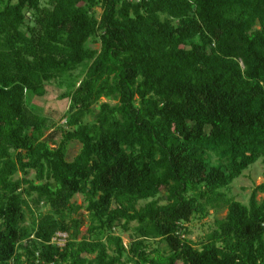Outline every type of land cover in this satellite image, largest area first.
Returning <instances> with one entry per match:
<instances>
[{
	"label": "trees",
	"instance_id": "1",
	"mask_svg": "<svg viewBox=\"0 0 264 264\" xmlns=\"http://www.w3.org/2000/svg\"><path fill=\"white\" fill-rule=\"evenodd\" d=\"M79 67L45 136L26 96ZM258 159L264 0H0V264H264V177L229 194Z\"/></svg>",
	"mask_w": 264,
	"mask_h": 264
},
{
	"label": "rangeland",
	"instance_id": "2",
	"mask_svg": "<svg viewBox=\"0 0 264 264\" xmlns=\"http://www.w3.org/2000/svg\"><path fill=\"white\" fill-rule=\"evenodd\" d=\"M89 46L93 48H98L97 42H90ZM84 74V70L82 67H79L71 75L63 76L57 80L50 81L46 84V93L43 97H37L32 94H27L26 101L27 106L31 108V110L43 117L46 120L45 124V136L49 134H54L53 137L56 140L61 138V129H66V124H64V120L67 118V111L69 102L66 98L61 95L68 90V83L77 84L78 81L82 78ZM101 101H108L106 99H101ZM113 103L112 101H110ZM85 121H90L91 117L87 116ZM80 148L78 142H71L67 148V159L71 160L73 156H75ZM21 176V175H17ZM16 176V177H17ZM32 177V171L28 174V178ZM264 177V163L261 159H258L254 164L250 165L241 176L234 179L230 185L229 194L233 196L236 200L241 203H247L251 190L254 186L259 185L263 181ZM74 201L77 204L82 203V198L79 195L74 197ZM143 204V202H140ZM32 206V204H31ZM33 208V206H32ZM226 211H210L208 217L201 221H193L190 225H188L187 238H189L193 242H197L203 239L209 232L210 228L213 225V220L215 218H222L225 215ZM80 217L83 219L84 225L87 223L86 217L87 214L85 211L80 212ZM84 227V226H83ZM82 227V228H83ZM115 234H120L122 237V241L124 245H128L130 238L129 232L123 233L119 230L114 231ZM148 245L151 248L159 247L162 249L164 247L163 244H158L156 240L148 239Z\"/></svg>",
	"mask_w": 264,
	"mask_h": 264
},
{
	"label": "built area",
	"instance_id": "3",
	"mask_svg": "<svg viewBox=\"0 0 264 264\" xmlns=\"http://www.w3.org/2000/svg\"><path fill=\"white\" fill-rule=\"evenodd\" d=\"M64 124H65V120H64ZM66 235L64 233H58L56 234L53 238H52V242L56 243L57 245H62V243L64 242Z\"/></svg>",
	"mask_w": 264,
	"mask_h": 264
}]
</instances>
